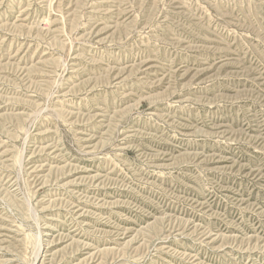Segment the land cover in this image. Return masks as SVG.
<instances>
[{
  "label": "rangeland",
  "instance_id": "obj_1",
  "mask_svg": "<svg viewBox=\"0 0 264 264\" xmlns=\"http://www.w3.org/2000/svg\"><path fill=\"white\" fill-rule=\"evenodd\" d=\"M0 264H264V0H0Z\"/></svg>",
  "mask_w": 264,
  "mask_h": 264
}]
</instances>
